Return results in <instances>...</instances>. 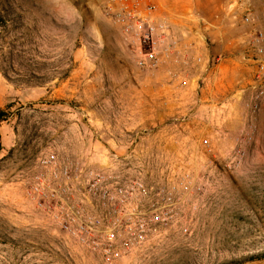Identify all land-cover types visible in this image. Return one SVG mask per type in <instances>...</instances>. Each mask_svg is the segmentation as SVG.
I'll use <instances>...</instances> for the list:
<instances>
[{
    "label": "rangeland",
    "instance_id": "obj_1",
    "mask_svg": "<svg viewBox=\"0 0 264 264\" xmlns=\"http://www.w3.org/2000/svg\"><path fill=\"white\" fill-rule=\"evenodd\" d=\"M236 1L158 0V18L174 28L173 18L190 19L194 27L234 33L229 43L245 48L244 56L223 50L215 64L230 63L218 101L232 109L217 115L202 108L200 86L172 104L149 101L154 77L164 76L162 88L173 84L177 65L192 69L202 55L192 58V47L184 51L190 63L140 68L106 0H0V111L7 115L0 119V264H109L65 231L52 209L63 200L106 215L90 191L91 170L114 184L143 182L151 193L130 199L137 214L164 204L161 192L186 174L192 181L180 193V214L112 264L264 259V82L253 27ZM255 5L264 26L262 2ZM229 119L233 140L218 147L214 136ZM50 155L57 163L46 166ZM66 167L70 178L61 174ZM59 183L71 190L55 197Z\"/></svg>",
    "mask_w": 264,
    "mask_h": 264
},
{
    "label": "built area",
    "instance_id": "obj_2",
    "mask_svg": "<svg viewBox=\"0 0 264 264\" xmlns=\"http://www.w3.org/2000/svg\"><path fill=\"white\" fill-rule=\"evenodd\" d=\"M256 1L262 2L264 12V0H237L236 4L242 14L243 23L253 27L250 44L259 66L258 78L264 82V26L260 21ZM106 2L110 16L128 37V48L137 66L155 69L171 62L190 63L184 51L190 50L193 45L183 44L172 24L167 19L158 18V0ZM202 59V56L198 57L199 61ZM221 61V56L215 58V64ZM202 143L205 146L211 145L209 138H203ZM43 163L46 166L56 164V156L50 155ZM61 174L71 177L68 167ZM55 175L59 176L57 172ZM75 177L79 178V174ZM88 178L90 191L101 199L102 208L107 211L106 215H91L84 205H71L63 200L52 204V209L65 231L99 250L109 264L144 243L150 232L159 225L173 221L180 214L178 204L183 201L180 193H188L192 186L189 174H186L181 183H172L161 192L164 204L153 202L148 213L137 214L138 210L130 207V199L138 194L151 193L143 182L138 180L129 184H114L110 177L96 170L89 171ZM42 189L45 190V187ZM58 189L59 191L56 189L52 193L53 196L57 197L61 191L69 192L71 187L59 183ZM37 190L40 188L37 187ZM109 215L111 220L106 221Z\"/></svg>",
    "mask_w": 264,
    "mask_h": 264
},
{
    "label": "crops",
    "instance_id": "obj_3",
    "mask_svg": "<svg viewBox=\"0 0 264 264\" xmlns=\"http://www.w3.org/2000/svg\"><path fill=\"white\" fill-rule=\"evenodd\" d=\"M175 24V32L181 39L183 44L193 45L192 58L197 55H202V61L196 63V66L192 69H186L181 65H177V69L181 71L179 79L173 84H166L164 88L160 87V82L164 79V76L154 77L149 83V91L147 92L148 99L151 102H156V100L164 99L169 100L170 104L174 100L183 99L185 92L191 90V88H196L200 86V101L201 106L205 110H211L212 114L217 113H229L231 115V108L226 101H218L222 99V94L224 92L221 90L219 85L223 84L224 72L230 65V63L223 64L219 69L215 65V58L219 56L223 50H236L240 56H244V49L239 43L237 47L232 46L230 35L234 36V33H217L216 30H206L207 26L202 27L197 25L194 27L190 19H181L180 17L173 18ZM192 23V24H191ZM191 24V25H190ZM229 34V35H228ZM235 41V40H234ZM243 50V52H242ZM235 55V53H233ZM224 58L223 56H221ZM227 61L233 60V55L227 56L225 59ZM228 106V107H227ZM229 108V109H228ZM171 113V112H170ZM229 126L222 124V128L214 136L216 145L222 146L224 144L230 145L233 138L230 119L228 122ZM169 126H165L166 132L169 131ZM172 140V137L170 138ZM168 158L170 154L166 155Z\"/></svg>",
    "mask_w": 264,
    "mask_h": 264
},
{
    "label": "water",
    "instance_id": "obj_4",
    "mask_svg": "<svg viewBox=\"0 0 264 264\" xmlns=\"http://www.w3.org/2000/svg\"><path fill=\"white\" fill-rule=\"evenodd\" d=\"M248 264H264V259L263 260H260V261L248 263Z\"/></svg>",
    "mask_w": 264,
    "mask_h": 264
},
{
    "label": "trees",
    "instance_id": "obj_5",
    "mask_svg": "<svg viewBox=\"0 0 264 264\" xmlns=\"http://www.w3.org/2000/svg\"><path fill=\"white\" fill-rule=\"evenodd\" d=\"M0 114H2V117H0V119H1V118L3 119V118H5V117L7 116L6 114H4V113H1V111H0ZM255 257H256V256H253V258H252V259H255ZM243 261H244V260H243ZM241 262H242V260H241Z\"/></svg>",
    "mask_w": 264,
    "mask_h": 264
}]
</instances>
